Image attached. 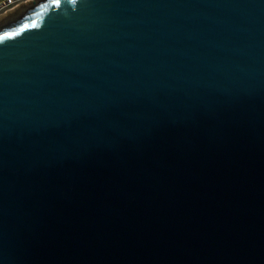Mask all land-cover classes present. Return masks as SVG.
<instances>
[{
	"label": "water",
	"instance_id": "water-1",
	"mask_svg": "<svg viewBox=\"0 0 264 264\" xmlns=\"http://www.w3.org/2000/svg\"><path fill=\"white\" fill-rule=\"evenodd\" d=\"M0 264H264V0L4 15Z\"/></svg>",
	"mask_w": 264,
	"mask_h": 264
},
{
	"label": "built area",
	"instance_id": "built-area-1",
	"mask_svg": "<svg viewBox=\"0 0 264 264\" xmlns=\"http://www.w3.org/2000/svg\"><path fill=\"white\" fill-rule=\"evenodd\" d=\"M32 1L34 0H0V15L15 8L29 4Z\"/></svg>",
	"mask_w": 264,
	"mask_h": 264
},
{
	"label": "rangeland",
	"instance_id": "rangeland-1",
	"mask_svg": "<svg viewBox=\"0 0 264 264\" xmlns=\"http://www.w3.org/2000/svg\"><path fill=\"white\" fill-rule=\"evenodd\" d=\"M29 4H30V3H29ZM26 5H28V4H26ZM26 5H23V6H26ZM23 6H21V7H23ZM21 7H18V8H21ZM18 8H15V9H13V10H10V11H8V12H6V13L0 15V19H1L4 15H6V14H8L9 12H12V11L18 9Z\"/></svg>",
	"mask_w": 264,
	"mask_h": 264
}]
</instances>
